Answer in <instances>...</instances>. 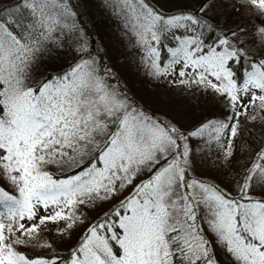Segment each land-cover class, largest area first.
Returning <instances> with one entry per match:
<instances>
[{"label": "snow or ice", "instance_id": "1", "mask_svg": "<svg viewBox=\"0 0 264 264\" xmlns=\"http://www.w3.org/2000/svg\"><path fill=\"white\" fill-rule=\"evenodd\" d=\"M106 2L122 15L154 76L181 65L179 76L189 79L180 83L225 96L234 119L241 108L264 109V58L249 62L240 83L229 63L243 58L241 50L228 39L208 45L202 33L193 35V26H204L193 14L165 15L146 0ZM247 3L264 13V0ZM0 11V175L17 193L0 187V264H57L15 246L29 244L21 237L36 238L47 222L69 221L71 229L81 205L111 198L145 172L147 179L88 227L65 264H217L204 226L234 264H264V199L251 195L254 185L264 188V148L236 181V196L188 179L189 138L207 135L224 148L222 137H236L238 124L209 120L185 133L157 121L109 85L94 59L82 57L63 74L31 84L37 53L47 42L59 44L53 33L79 32L83 41L84 30L67 0H18ZM24 11L32 17L27 25L19 20ZM169 34L175 46L162 61L159 45ZM257 36L264 42V31ZM231 138L225 160L233 155ZM49 165L65 175L54 177ZM41 207L51 214L35 223ZM25 220L33 223L26 227Z\"/></svg>", "mask_w": 264, "mask_h": 264}, {"label": "rangeland", "instance_id": "2", "mask_svg": "<svg viewBox=\"0 0 264 264\" xmlns=\"http://www.w3.org/2000/svg\"><path fill=\"white\" fill-rule=\"evenodd\" d=\"M1 1L7 3V6L0 5V10L7 8L8 5L16 4L13 2L14 0ZM235 1L244 3L242 10L240 9L237 14L238 19L254 17L255 14H263L264 16V13L247 3V0H146L149 6H155L158 12H163L165 15L188 12L202 22L205 21L203 22L204 26L199 24L193 26V35L196 33V28L200 27V30L206 31L209 24L214 27L217 25L215 28L220 32V39H228L230 43L236 45L239 38L234 34L226 33L227 29L219 22L218 18L219 13L223 9H228ZM67 3L74 10L76 22L79 27L83 28L85 39L83 41L80 39L81 34L79 32L62 34L57 31L53 33L54 38H58L59 44L47 42L43 49L38 52L36 58L39 59V62L44 56L48 61L46 63L41 61L42 64H36L30 69L31 84L45 79L47 73H50L51 78L63 74L82 57L94 59L98 65L99 74L107 83L120 90L122 95H126L130 101L154 117L155 120L175 125L185 133L205 122L201 117L202 115L194 109L192 100L199 91H210L207 87L192 84L190 81L188 84H181L182 79H189L188 76H179L181 65L173 66L167 75L154 76L152 68L145 62L144 51L137 46L136 38L125 27L122 15L110 7L106 0H67ZM0 13L5 14L3 11ZM24 13L25 11L19 16V20L23 24L25 22ZM26 13L32 18L28 11ZM259 26H264V24ZM85 42L86 50L80 51L81 45ZM238 49L243 54L241 76L236 77V70L230 66V63L229 67L234 72L235 79L242 83L243 74L248 70L249 62L258 63L264 58V55L260 54L264 53V42H261V38L257 36L256 44L251 49H246L243 45L242 48ZM54 58L56 63H54ZM57 71L60 74L55 75ZM192 71L190 68L185 69L186 73ZM210 79L215 82L214 78ZM257 94H259V90H257ZM225 99L227 104L224 113H218L220 118L212 121L236 123L238 124V133L234 138H231L230 135L222 137L221 142L224 144V148H221L215 141H209L207 135L190 137L188 143L191 149L190 159L193 163L188 170V179L203 180L206 183L215 184L230 195L236 196L238 194L236 181L240 178L244 168L255 158L256 153L264 148V109L252 106L247 109L241 108L242 115L234 119L232 107L228 99L226 97ZM249 99L250 96L243 97L242 103L248 104ZM230 138L233 144L231 149L233 155L229 160H225L224 151ZM48 170L53 173L54 177H61L63 174L56 165H49ZM148 175L150 174L147 172L142 173L133 180L131 185L115 194L113 197H117V199L109 210L129 196L134 187L142 180L147 179ZM0 187L13 195L17 194L2 175H0ZM251 195L254 199H264V188L254 185ZM96 201L99 203L84 205L83 214L80 207L77 209L80 220L74 222L71 229L66 228L69 221L47 222L41 225L39 231L34 234L38 239L21 237V239H29L30 243L16 245L17 251L32 259L51 258L56 259L57 264H65V261L70 260L72 250L79 246V242L86 234L88 227L96 221L94 219L96 217L95 212L102 207H108V199ZM94 209V213L86 214V212ZM51 211V208L47 211L42 207L38 208L34 222L39 223V217L49 215ZM81 217H86V222L85 227L80 230L82 226ZM21 222L26 227L33 223V221L27 220ZM201 226H204L203 221H201ZM204 227L207 238L212 241V249L217 264H234L232 258L216 245L214 237L207 232L206 226ZM16 235L19 236L20 233L17 232ZM43 244H48L50 247H42ZM59 253H68L67 259L58 257L59 255L56 254Z\"/></svg>", "mask_w": 264, "mask_h": 264}, {"label": "trees", "instance_id": "3", "mask_svg": "<svg viewBox=\"0 0 264 264\" xmlns=\"http://www.w3.org/2000/svg\"><path fill=\"white\" fill-rule=\"evenodd\" d=\"M10 1V0H9ZM13 2L17 3L18 0H14ZM243 2H239V1H235L228 9H223L219 14V22L225 26V29H227L226 33L229 34H233L235 33V36H237L239 38V44L236 42V46L238 48H242V45L244 47H246V49H251L255 44H256V38H257V26H259L260 24H264V16L263 14H255L254 17H249V18H237V14L239 13L240 9L243 7ZM0 5H2L3 7L7 6V3L1 1ZM9 6V5H8ZM153 9L157 10V8L155 6H152ZM242 10V9H241ZM74 12V10H73ZM2 15V13H0ZM25 15V22L24 25H27L31 22L32 18L29 17V15L26 13H24ZM205 22V21H203ZM217 25H215L216 27ZM15 27V26H14ZM208 29L205 31L204 29H199L196 28V33H202L203 34V40L208 44V45H212L214 42H216L218 44V38L220 39V32H218L219 30L217 28H215L213 25L209 24ZM15 30L17 32L20 31L19 27H15ZM175 32L176 36H180L184 30H173ZM237 31V33H236ZM227 36V35H226ZM175 46V42L173 40V37L171 34L162 37V42L159 45V48L161 50V55H162V61H166L168 58V53L166 51L167 48H171ZM244 49V48H243ZM262 55H264V53H260ZM38 55V53H37ZM243 55V54H242ZM43 61V63H46V61H48L46 59V56L43 57L42 60H40V62ZM39 62V59L36 58L33 66H36V64H42ZM57 61L54 58V63H56ZM163 65V63L161 64ZM32 66V67H33ZM230 66L232 68H234L236 70V77L241 76V72H242V58L240 60H237L235 62H230ZM31 67V68H32ZM41 67V66H40ZM61 73V69L59 70ZM57 73V74H60ZM54 75V76H55ZM53 76V77H54ZM51 79V75L50 73H47V75L45 76V79ZM210 91L208 90H201L196 94V97L192 100V105H194V109H196L197 113L202 115V119L204 121H209V120H218L220 117L219 115H217L218 113H221L225 111L226 109V99L223 95L216 93L215 91L211 90L210 88H208ZM191 100V99H190ZM254 147H256V145H254ZM70 174V173H68ZM65 175V173H63L61 175V177ZM115 199H117V197H113L111 199H108V207H102L101 209H99L98 211L95 212L94 210H90V212H86V214H91L94 213L96 214V217L94 218L95 220H97L99 217H101L102 213H104L105 211H109V208L112 207V204H114V202L116 201ZM94 204H98V201L93 202ZM84 205L80 206L81 209V213L83 214L84 209H83ZM100 211V213L98 214V212ZM107 211V212H108ZM106 213V212H105ZM89 218V216H87ZM82 221H81V228L80 230L85 227V222H86V217H81ZM93 219V220H94ZM79 230V231H80ZM82 232V231H81ZM59 255L58 257H62L67 259L68 257V253H59L56 254ZM177 260H179V257H177Z\"/></svg>", "mask_w": 264, "mask_h": 264}, {"label": "clouds", "instance_id": "4", "mask_svg": "<svg viewBox=\"0 0 264 264\" xmlns=\"http://www.w3.org/2000/svg\"><path fill=\"white\" fill-rule=\"evenodd\" d=\"M257 31L258 32L264 31V26H257Z\"/></svg>", "mask_w": 264, "mask_h": 264}]
</instances>
